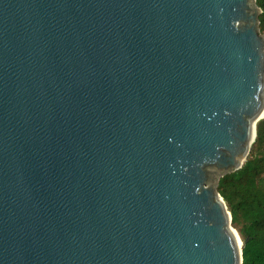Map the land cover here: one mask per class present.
Returning <instances> with one entry per match:
<instances>
[{
	"label": "water",
	"instance_id": "obj_1",
	"mask_svg": "<svg viewBox=\"0 0 264 264\" xmlns=\"http://www.w3.org/2000/svg\"><path fill=\"white\" fill-rule=\"evenodd\" d=\"M257 0H0V264H242L219 192L264 117Z\"/></svg>",
	"mask_w": 264,
	"mask_h": 264
},
{
	"label": "trees",
	"instance_id": "obj_2",
	"mask_svg": "<svg viewBox=\"0 0 264 264\" xmlns=\"http://www.w3.org/2000/svg\"><path fill=\"white\" fill-rule=\"evenodd\" d=\"M262 12L264 31V0H257ZM219 192L232 215L245 246L242 264H264V117L257 122L256 137L242 167L224 175Z\"/></svg>",
	"mask_w": 264,
	"mask_h": 264
},
{
	"label": "rangeland",
	"instance_id": "obj_3",
	"mask_svg": "<svg viewBox=\"0 0 264 264\" xmlns=\"http://www.w3.org/2000/svg\"><path fill=\"white\" fill-rule=\"evenodd\" d=\"M262 33L264 34V31H262ZM236 229V228H235ZM237 230V229H236ZM238 231V230H237ZM239 233V232H238ZM240 235V234H239ZM241 237V236H240ZM241 239H242V237H241ZM243 240V239H242Z\"/></svg>",
	"mask_w": 264,
	"mask_h": 264
}]
</instances>
